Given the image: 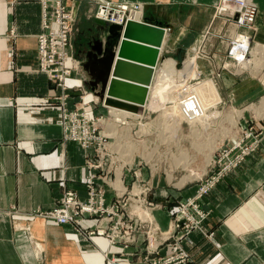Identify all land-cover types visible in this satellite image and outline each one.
<instances>
[{"label": "crops", "instance_id": "obj_1", "mask_svg": "<svg viewBox=\"0 0 264 264\" xmlns=\"http://www.w3.org/2000/svg\"><path fill=\"white\" fill-rule=\"evenodd\" d=\"M112 1L142 5L145 23L170 30V40L174 33L179 37L193 30L196 21L204 20L207 25L212 7L221 0ZM251 1L259 14L253 29H245H257L250 36L253 47L264 46V0ZM96 2L65 0L78 19L74 33L78 54L80 41L84 37L94 39L102 24L90 20ZM85 21L87 26L83 28ZM40 31L41 0H0V264H108L104 254L118 250L108 246L104 238L87 239L68 225L33 215L38 210L53 209L66 189L84 200V184L91 173L84 162L85 150L77 143L64 142L59 102L55 100L59 90L39 70L37 61L36 36ZM82 60V75L72 72L67 86L79 89L84 85L89 92L99 89L93 81L97 63ZM167 61L163 59V63ZM247 74H222L216 81L238 105L256 102L264 94V66L252 67ZM86 97L90 99L91 95ZM87 111L91 116V108ZM255 117L258 127L262 121ZM192 191L186 188L182 192H156V198L167 193L174 203L176 198L193 196ZM107 198H111L110 193ZM163 203L167 210L142 211L148 213L150 209L148 219L160 229H167L169 210H174L169 209L173 207L168 201ZM201 207L209 213L205 227L214 234L207 239L192 233L184 240L183 247L193 264H264V132L257 148L201 199ZM172 250L164 246L159 252L167 254ZM117 263L143 264L126 263L122 258Z\"/></svg>", "mask_w": 264, "mask_h": 264}, {"label": "rangeland", "instance_id": "obj_2", "mask_svg": "<svg viewBox=\"0 0 264 264\" xmlns=\"http://www.w3.org/2000/svg\"><path fill=\"white\" fill-rule=\"evenodd\" d=\"M222 1L223 0H221L216 5V7H212V17L210 19V22L207 21V25L206 22L203 23L204 20H202L201 22L196 21L194 23L193 30H186L185 33L180 35L179 37H174V33L172 35L173 37H171L170 40V30H165L166 32L164 41L162 42V45L160 47L159 60L154 69V73H157V71L162 67L164 68L165 66L171 65L170 62L173 61L174 65L170 67L172 73L171 76L174 79H188V77H190L192 74L191 70L189 69L190 63L192 61V64L195 65L196 74L194 75V77H192L191 80H187L181 84L164 88L160 90V93H154L152 100H150L149 98V93L151 92V89L156 85L154 80L151 81L149 88L147 89V100H145L142 105L139 104L135 112L127 110L133 113L127 114L129 115L127 119L124 118L125 115L124 113H122V110H124V112H127L125 111L126 109L108 105L106 103V94L113 95L114 97L109 96L112 100H119L120 102H123L120 100L117 93H108V85L111 78L107 83L105 95L102 99H100L96 94L99 92V89L97 88L89 92L88 88L82 85L78 87L79 89L69 88V86H66L65 89L62 90V87L58 81H54L47 76L49 80H51L52 84H54V87L59 90V95L55 97V100H57V103L59 102L58 105L60 110L61 103H63L65 106H67L66 108L68 113H79L82 110L79 107L82 102L81 97L84 96L83 92L85 91L87 92V95L93 94L92 97L95 96L98 99L96 102H94L92 98L89 99L85 96V102L82 107H85L84 111L86 112V115H88V117L91 116L89 115L87 110H90L91 108L93 121H96V118L101 117L100 120H102V122L107 126H110L112 134L109 133L110 135H107V130L105 131V133H103V135L107 137L109 142L107 145H105V147H107L109 152L113 155L111 157L113 161H123L128 165V167L127 165L123 166L124 170L121 166H117V168L115 169V186L119 187V189L121 190H119V192L126 191V189L123 188H128L127 191H130L129 189H131L135 183H138L139 186L143 188L144 192H146L145 189H147L148 193L146 195V200L152 203L153 206H158V208L151 209L167 210L168 206L163 203L164 201H168V203H171L172 207L174 208H169L174 211L170 212L169 210V226L167 229L165 228L166 230L160 229L155 221H152L150 218L148 219V216L150 215V209L144 217H140L141 219L144 218L146 220L152 221L154 223L152 224L153 230L158 229L159 231L163 232L164 238L167 237V235H170V233L168 234V232L171 231L170 223L173 222L175 226V231L172 235L175 236V238L168 240L165 244L160 246L157 252L158 255H153V257L162 258L163 256L172 254L177 251L178 246L187 254V264L193 263L191 261L189 252L183 247L184 240L192 233H198L203 238L207 239H212L214 234L213 231H208L205 227L209 213L205 212L201 207V199L205 195L213 191L216 185L221 180H223L230 171L220 177V179L215 182V184L212 185L211 188L204 186H206V184H210L211 181L213 182V178L216 177L215 175L218 172L222 171L221 169L224 168L226 164L227 158L225 156H231V154L234 157L242 155L243 152H246L249 149L250 144L253 143L256 145L257 142L259 144L260 136L264 132V115L258 116L253 112V109L261 106L262 102L264 101L262 98L264 94H262L260 100L256 102H248L242 105L240 104V106L235 100L232 99L231 96L227 95L225 91L221 90L220 86L217 85L216 82L217 78L222 74H228L232 77H240L249 75L247 74V72L248 70L251 71L252 67L264 66V59L262 57L263 53H260L259 58L255 56L254 60L251 61L249 65L241 69L239 68L241 64L236 65L235 63H233V59H231V56H229V50L233 49L232 44L239 42V38L246 37L249 38L250 44L251 33L253 32V34L255 35L257 33V29L246 30L245 28L238 27L237 24L241 20L240 16L243 13L248 14V10L242 8V10L240 11V9H238L240 4H238V2L236 1H230L229 4L227 2V5L233 7L234 9L230 10L227 9V7H223L222 11L227 10L226 13H223L220 11L221 7L223 6ZM61 3L63 9L60 7L61 9L59 11V14H56V16L66 17L70 15L69 18L71 19V24L69 25V28L73 30L72 38L70 41L73 51H71L70 48L64 47L67 50V55H69L71 63L65 62V64L68 67L74 69L71 70L70 74L74 72L75 76H81L82 74L80 68L82 67V59H84L85 61L87 60L86 55L88 52L96 54V51L100 48L99 44L105 42V30H107V24L102 23L101 25H99V31L97 35L94 36V39L88 40L86 37H84L80 41V44L78 42L79 47L81 48L80 53L78 54L74 42V33L75 30H78V19L74 13V9H69V7L65 5V0H63ZM124 3L130 4L126 7H122V9L125 10L129 9L133 4H135L134 2L130 3L129 1H125ZM98 4L99 0H97L96 2V7L91 14L90 20L94 19L95 21H97L95 19V16ZM137 5V7L140 6L143 12V6L140 4ZM256 10V16H258L259 9L257 8V6ZM48 15H53V10L50 9L48 11ZM143 19L144 18H142V21L143 23H145V20ZM85 24L86 21L82 26L83 28L87 26ZM233 26L236 28V30H231ZM249 29H253V27ZM94 30L98 29L94 28ZM174 32L176 31L174 30ZM45 33L46 31L43 29L42 23L41 7V31L36 36L38 65L41 60V57L38 53V45L40 43L41 36H44ZM55 34L57 35L58 33ZM176 34H178V30ZM45 37L47 38V44L51 43L50 39L52 36L47 37L45 35ZM60 39L62 40V38ZM60 44L61 43L58 40L53 41V45L56 47L60 46ZM54 46H50V44L49 46H46L47 57H51L52 53L54 52L58 53L57 48ZM166 46L169 47L164 53ZM253 46L254 44H250V48L252 49V51H250L251 53L249 54V56H247V58L253 55V49L255 47L257 48V46L259 45L255 47ZM64 54L66 56V53ZM95 57L98 58L97 54L95 55ZM49 59L52 60L50 63V65H52L51 67L59 66V64L61 63V60L57 54L53 55V57ZM163 59H167V63H163ZM77 62L81 66H79ZM253 63H255L256 65L253 66ZM75 67H77V69H75ZM237 68H239V70ZM210 82L214 83L216 92L205 91L207 83ZM164 85H169V83L163 82V86ZM119 93L122 94V91H119ZM137 93L138 96L141 97L144 94V91L137 90ZM122 99H125L127 101L131 100L124 97H122ZM90 100H92L93 104H97L91 105L90 103L89 105ZM103 104L105 105L107 110L106 108L102 107ZM118 109L120 110L119 112ZM138 116L140 118H137ZM254 116H256L255 118L257 119H261L262 121L260 122V125L258 127H256V124L254 122ZM248 131H251V133L254 134L253 138H250L249 140L247 137ZM117 142L120 143V146L118 148L113 147L112 150L109 149L108 145H114L115 143L117 144ZM73 143L76 144L75 142ZM84 152L85 160L87 157L88 160L92 161L93 163L102 161V158H100L101 155H99L95 148H92L88 152ZM223 155L224 157H222ZM138 161H140V166L136 164V162ZM103 166L104 170L100 168V165H98L99 170L93 171L95 174H97L94 186L95 189L101 188L100 184L102 182V178H107L110 182H113L114 180V172H107L109 164L104 161ZM136 168L139 169L136 170L137 176L142 178L140 181L132 177V171ZM88 177L87 181L89 180ZM190 177L191 180H189ZM185 178L187 180L182 182V180ZM138 184H136L135 187L132 188L133 192L140 191ZM186 188H193V196L185 199L176 198V200H174V203L173 200H171L172 197L167 193H165L164 195L159 194L160 196H162L161 199L156 198L158 192H182ZM199 188H202V191H205L206 188L210 189L204 195V192L198 191ZM103 189L106 196L108 193L111 194V192H114L111 191V188V190H109L106 184L102 186V190ZM68 190L73 191L70 189H66L62 192V194ZM73 193H75V195L77 196V193L75 191H73ZM85 194L87 196V192ZM60 197L56 201V206H60L58 203ZM193 201L198 205V209L202 208L201 211L207 213L205 221L202 223V225L200 224L199 227H195L197 226L196 221L199 218L200 214H198L199 212H195L194 210H189L187 219L189 216L190 218L187 222L183 221L185 223L184 225H179V222L182 221L178 219L179 208L181 207V204L183 202L190 203ZM134 207L132 210L133 212ZM143 208L146 209L145 206ZM170 217H173L174 220H170ZM70 227L73 229L72 226ZM185 232L187 234L181 236V234H184ZM160 237L163 238L162 236ZM104 239L106 240V238ZM107 244L108 246L115 247L118 250L116 253H105L108 256V258H106L104 255L108 264H113L109 261L112 257H115L116 264H118L117 260L119 261V259L121 258L126 263H132L134 261V263L139 262L143 264L147 263L146 258H153L152 255H148L146 253L147 242L142 241V238H140L136 244L129 246L126 254H124L120 246L109 245L108 242ZM164 246L172 247L173 250L170 253L161 254L159 250Z\"/></svg>", "mask_w": 264, "mask_h": 264}, {"label": "built area", "instance_id": "obj_3", "mask_svg": "<svg viewBox=\"0 0 264 264\" xmlns=\"http://www.w3.org/2000/svg\"><path fill=\"white\" fill-rule=\"evenodd\" d=\"M227 1L238 2V4H240L238 8L240 9V11L242 10V8L248 10V14L243 13L240 16L241 20L239 21L238 24L241 26L240 28L242 27L250 28L253 22L255 21V17L257 15L256 5L251 0L249 3H245L244 0H227ZM118 3L120 2L99 0L95 19L99 18L98 12L101 7L104 8L108 7L110 9L108 20L111 22L112 25H114L113 23H118L119 21L118 13L121 5ZM61 4L62 3L53 5L51 3H46L44 5L41 0L42 23H43V29L46 31V33L44 34V36H41L40 38V43L38 45V53L41 57L39 63V70L45 73L50 79L54 81H58L62 87V90H64L65 87L61 83V79H60L61 69L63 68L62 65L63 61L58 51L60 48H64V47L70 48L71 51H73V48L70 44L73 30L69 28V25L71 24V19L69 18L70 15L66 17L56 16V14H59L60 9L62 8ZM50 9L53 10V15H48V11ZM104 21L107 20L104 19ZM53 24L55 25L56 28H54ZM118 24L122 26L121 25L122 20ZM54 32L58 34L56 35ZM45 35L47 37L52 36L50 39L51 43H49L50 46H54L53 41L58 40L61 43L60 46L58 47L54 46L57 48L58 53L56 52L52 53L51 57H47L46 46L47 45L49 46V44H47L46 41L47 38L45 37ZM60 38H62V40ZM231 50L232 49L229 50L230 51L229 56H232ZM56 54L59 56L61 63L59 64V66L51 67L52 65H50V63L52 60L49 58H52L53 55ZM78 65L81 66L79 63ZM83 94L84 96H86L87 92L85 91L83 92ZM84 96L81 97L82 102L79 106L82 110L77 114L68 113L66 108L67 106L61 103V110H60L61 124L62 127L64 126L66 127V133H65L66 140H64V142H75L79 144V146L83 148L86 152L90 151L92 148H95L99 153V155H101L100 158H102V161L93 163L92 161L88 160V158L86 157L85 160L86 167H88L91 171H98L99 170L98 165H100V168L104 170L103 164L105 161L106 163L109 164V168L107 172L108 173L114 172V180L113 182H110L109 179L102 178V182L100 184L101 188L95 189L94 186H95V179L97 174L92 172L91 173L92 177L89 178V180L85 183V188L87 192V196L85 200H79L75 195V193H73V191L68 190L65 191L60 197L58 202L60 206H56L55 208L46 211L38 210L34 212L33 215L36 217L45 218L46 220L55 219L59 223H64V224L67 223L69 224V226L73 227L74 231L78 235L85 237L87 239L88 238L91 239L94 236H102L106 238V241L109 243V245L120 246L124 254L127 253V249L129 248V246L136 244L138 240L142 238V241L147 242L146 253L148 255H152L153 257V255L157 254L160 246L165 244L168 240L175 238V236H172L175 231V226L173 222L170 223L171 231L168 232V234L170 233V235H167V237L164 238L163 232L159 231L158 229L153 230L152 224L154 223L152 221L141 219L140 216L134 214L135 212L132 211L134 206L140 207L141 204L144 205L146 208H158V206H153L152 203L146 200V195L148 193L147 189H145L146 192H144L143 188H141L138 183H135L133 186L135 187V185L138 184V187L140 188V191L138 192H133L132 190L133 187L129 189L130 191H127L128 188H123L126 189V191L119 192L120 190L119 187L115 186V169L117 168V166H121L123 169V166L127 164L124 163L123 161L117 162L118 160L116 161L112 160L111 157L113 155L109 152L107 147H105V145L109 143L108 139L105 135H103V133H105V131L109 129L110 126H107L105 123H103L102 120H100L101 117L96 118V121L92 120L93 119L92 115L91 117H88V115L87 118L85 117V115L83 114V110H85V107H82L85 102ZM90 103L91 105L93 104L92 100L89 102V105ZM96 104L97 103H94L93 105ZM102 107L106 108L104 105H102ZM247 135H248L247 136L248 140L250 138H253L254 136V134L251 133V131H248ZM257 145L258 142L256 143V145L253 143L250 144L249 149L246 152H243L242 155L240 156L234 157L232 154L231 156H225L227 159L224 168L221 169L222 171L218 172L215 175L216 177L213 178V182L211 181L210 184L208 185L206 184V186L204 187L211 188V186L214 185L215 182H217L220 179V177H222L225 173L231 171V169L235 168L239 163H241L246 156L252 153L257 147ZM222 157H224V155ZM139 162L140 161L136 162L138 166H140ZM136 170L139 169L136 168L135 170L132 171V177L140 181L142 178L137 176ZM121 182H122V178H121ZM104 184L108 186L109 190L112 189L111 191H114L111 192V198H107V196L104 194L105 191L104 189L102 190V186H104ZM210 188H206L205 191H202L201 190L202 188H199L198 191L204 192L205 195ZM197 206L198 205L195 204L194 201L190 203L183 202L181 204V207L179 208L178 219L182 221L179 222V225L180 224L184 225L185 224L184 222L188 221V219L190 218L189 216L187 219V214L189 210H194L195 212H199L198 214H200L199 218L196 221L197 226L195 227H199L200 224L202 225V223L205 221L207 217V213L202 212L201 209H198ZM172 218L170 217V220H174V218L173 219ZM66 220L68 221L66 222ZM185 234L187 233L185 232L184 234H181V236ZM160 236H162L163 238H161ZM177 251L172 254L163 256L162 258L159 257H153L152 259L146 258L147 260L146 264H187L186 263L188 261L187 254L178 246H177ZM104 255L106 258H108L107 254ZM109 261L113 264H116L115 257H112Z\"/></svg>", "mask_w": 264, "mask_h": 264}, {"label": "water", "instance_id": "obj_4", "mask_svg": "<svg viewBox=\"0 0 264 264\" xmlns=\"http://www.w3.org/2000/svg\"><path fill=\"white\" fill-rule=\"evenodd\" d=\"M106 26L105 42L99 44L100 48L96 51L98 58L92 52L86 55L89 64L98 65L97 74L93 78L94 86L99 85L96 94L102 99L109 79L119 78L125 83L142 87L144 94L137 100L142 105L146 100L147 88L152 81L166 31L160 26L135 21H127L123 27ZM106 103L133 112L137 110V106L110 98L106 99Z\"/></svg>", "mask_w": 264, "mask_h": 264}, {"label": "bare ground", "instance_id": "obj_5", "mask_svg": "<svg viewBox=\"0 0 264 264\" xmlns=\"http://www.w3.org/2000/svg\"><path fill=\"white\" fill-rule=\"evenodd\" d=\"M103 1V0H102ZM245 1V3H249L247 0H244ZM42 2H43V4L45 5L46 3H51V4H53V5H57V4H60L61 2H62V0H42ZM227 2H228V4H229V1H227V0H223L222 1V7H221V9L223 8V7H227V9H230V10H233L234 8L233 7H230V6H228L227 5ZM118 4H121L120 5V10H119V13H118V17H119V21H118V23H120V21L122 20V27L125 25V22H127V21H135V22H142L143 23V21H142V9L140 8V6L139 7H137L136 8V6H138L137 4H136V6L135 5H132L129 9H122V7H126L127 5H130V4H126V3H122V2H120V3H118ZM135 6V7H134ZM234 6V5H233ZM235 6H236V4H235ZM220 9V11L221 12H223V13H226V11L227 10H225V11H222ZM122 10V11H121ZM109 13H110V9L108 8V7H101L100 9H99V12H98V16H99V18H96V20L98 21V22H101V23H106V22H108V23H106V24H109L110 23V25H111V22L108 20V18H109ZM113 14V13H112ZM111 17V16H110ZM104 19L105 20H107V21H104ZM118 23H113L114 25H118V26H120ZM253 24H254V22H253ZM253 24H252V26L251 27H253ZM53 26H54V28H56L55 27V25L53 24ZM238 27H241L239 24H238ZM250 27V28H251ZM242 28H245V27H242ZM247 28V27H246ZM59 29V28H58ZM247 29H249V28H247ZM243 37V36H242ZM239 42H236V43H234L233 44V49H232V51H233V53H232V56H231V59H233V63H235L236 65H239V64H241L240 66H239V68L241 69V68H243V67H246L247 65H249V63L251 62V61H253L254 60V57L255 56H257L258 54H260V53H264V46H262V45H259V46H257V48H256V54L254 55H251L249 58H247V56H249V54L251 53L250 51H252V49L250 48V46H249V38H239V40H238ZM59 54L61 55V57H62V60H63V62H62V65H63V68L61 69V76H60V79H61V83L64 85V87H66L67 86V84H66V79L71 75L70 73H71V70H74V69H72V68H70V67H68L66 64H65V62L66 63H71V60H70V58H69V55H67V50L65 49V48H60L59 49ZM64 53H66V56H65V54ZM247 59V60H246ZM158 60H159V58H158ZM172 66L174 65V62H172V64H171ZM66 66V67H65ZM156 67V66H155ZM239 68H237L238 70H239ZM75 69H77V67H75ZM155 69V68H154ZM189 69L191 70V76L190 77H188V79H185V78H181V79H174L172 76H171V69H170V67L169 66H165L164 68L162 67L160 70H158L157 71V73H153V76H152V81L154 80L155 81V87H153L152 89H151V92L149 93V98H150V100H152V97H153V95H154V93H160V90H162V89H164V88H168L169 86H172V85H177V84H181V83H183L184 81H187V80H191L192 79V77H194V75L196 74L195 73V65H193L192 64V61H191V63H190V67H189ZM68 70H70V71H68ZM163 82H168L169 83V85H164L163 86ZM130 86H132V87H130ZM142 87L140 86V85H137V84H129V83H125V82H123L122 81V79H119V78H111V80H110V83H109V85H108V93H117V95H119L118 97L120 98V100L121 101H123L124 103H127V104H131L132 106H139V104L137 103V100L140 98L139 96H138V93H137V90H141V91H143V89H141ZM149 88V87H148ZM147 88V89H148ZM125 90V91H124ZM203 90H205V89H203ZM119 91H122V94L121 93H119ZM135 91V92H134ZM205 91H214V92H216V88H215V85H214V83H212V82H210V83H207V86H206V90ZM213 92V93H214ZM216 95H217V93H216ZM111 97V96H113V95H107L106 94V97H105V99H107V97ZM85 97V96H84ZM109 97V98H110ZM114 97V96H113ZM122 97H124V98H128V99H131L130 101H127V100H125V99H122ZM90 98H92L93 99V101L94 102H96L98 99L94 96V97H92V95H91V97ZM117 99V98H116ZM147 100V99H146ZM116 101H119V100H116ZM218 101V100H217ZM138 104V105H137ZM104 105V104H103ZM105 106V105H104ZM252 108V107H251ZM120 110L118 109V112H119ZM125 111H127V110H125ZM133 112V111H132ZM132 112H129V111H127V112H124V110H122V113H124V118L125 119H127L128 117H129V115H127V114H133ZM253 112L256 114V115H258V116H261V115H264V101L262 102V104H261V106L260 107H258V108H255V109H253ZM83 114L85 115V117L87 118V115H86V112L83 110ZM240 115V114H239ZM137 118H140L139 116L137 117ZM63 128V138H64V140H66V135H65V133H66V127L64 126V127H62ZM112 134L111 133V130H110V128L109 129H107V135H110V134ZM86 146V145H85ZM120 146V143L119 142H117V144L115 143L114 145H112V144H110V145H108V147H109V149H113V147H115V148H118ZM88 170H90L88 167H86ZM91 171V170H90ZM93 171H91V173H92ZM90 173V175H89V177L88 178H91L92 177V174ZM187 179L185 178V179H183L182 180V182H184V181H186ZM189 180H191V177L189 178ZM181 182V183H182ZM144 206L141 204V206L140 207H134V212H135V214L136 215H138V216H140V217H144L145 215H146V212L145 211H142L144 208H143ZM145 210V209H144ZM83 211H85V210H83ZM61 216V215H60ZM40 218H42V217H40ZM45 219V218H44ZM142 219H144V218H142ZM69 220V219H68ZM68 220H66V222L68 221ZM53 221H55L57 224H60V225H69V224H64V223H59L57 220H53Z\"/></svg>", "mask_w": 264, "mask_h": 264}]
</instances>
